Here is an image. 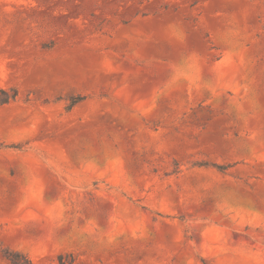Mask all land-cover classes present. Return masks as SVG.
I'll list each match as a JSON object with an SVG mask.
<instances>
[{
	"label": "rangeland",
	"instance_id": "374dc122",
	"mask_svg": "<svg viewBox=\"0 0 264 264\" xmlns=\"http://www.w3.org/2000/svg\"><path fill=\"white\" fill-rule=\"evenodd\" d=\"M0 89V264H264V0H0Z\"/></svg>",
	"mask_w": 264,
	"mask_h": 264
},
{
	"label": "trees",
	"instance_id": "16d2710c",
	"mask_svg": "<svg viewBox=\"0 0 264 264\" xmlns=\"http://www.w3.org/2000/svg\"><path fill=\"white\" fill-rule=\"evenodd\" d=\"M18 97V91L16 89H11L9 91L0 89V106L7 105L12 101H15ZM82 101V98L78 97L73 100L71 107H74L76 104ZM1 147V145H0ZM219 171L226 169L225 166L213 165ZM3 256L12 264H32L31 260L20 253H14L7 249L2 251Z\"/></svg>",
	"mask_w": 264,
	"mask_h": 264
}]
</instances>
